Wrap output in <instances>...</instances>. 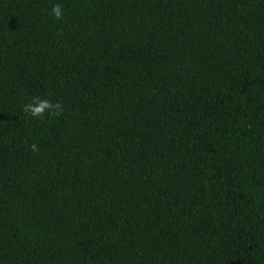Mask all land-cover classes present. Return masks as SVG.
Wrapping results in <instances>:
<instances>
[{
  "label": "trees",
  "instance_id": "1",
  "mask_svg": "<svg viewBox=\"0 0 264 264\" xmlns=\"http://www.w3.org/2000/svg\"><path fill=\"white\" fill-rule=\"evenodd\" d=\"M0 264H264V0H0Z\"/></svg>",
  "mask_w": 264,
  "mask_h": 264
},
{
  "label": "clouds",
  "instance_id": "2",
  "mask_svg": "<svg viewBox=\"0 0 264 264\" xmlns=\"http://www.w3.org/2000/svg\"><path fill=\"white\" fill-rule=\"evenodd\" d=\"M63 7L64 6L60 3H56L52 6L50 14L55 18V20L59 21L63 18ZM58 34L62 33L58 32ZM22 111L27 117H31L32 119L37 120H43L45 115H47L49 118L62 115L64 109L63 104L60 101L53 103L47 98L33 96L30 102L23 105ZM31 151L36 154L39 153L38 146L35 143L31 145Z\"/></svg>",
  "mask_w": 264,
  "mask_h": 264
}]
</instances>
